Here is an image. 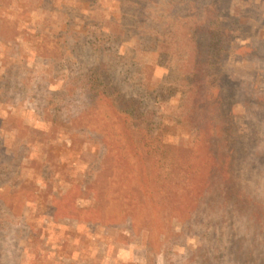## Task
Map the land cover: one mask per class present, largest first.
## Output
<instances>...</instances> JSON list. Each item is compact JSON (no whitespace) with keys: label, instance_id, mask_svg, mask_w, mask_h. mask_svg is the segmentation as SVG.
Here are the masks:
<instances>
[{"label":"rangeland","instance_id":"1","mask_svg":"<svg viewBox=\"0 0 264 264\" xmlns=\"http://www.w3.org/2000/svg\"><path fill=\"white\" fill-rule=\"evenodd\" d=\"M140 1L0 0V264H209L197 225L211 206V223L221 224L210 263L239 254L264 264V60L226 52L212 66L215 96L193 108L187 51L177 58L155 38L148 13L130 23V8L158 0ZM231 2L232 15L202 22L204 40L227 24L249 50L264 49V0ZM173 12L189 19L180 5ZM98 84L144 114L156 148L144 154L158 157L147 162L156 204L133 155L108 134ZM201 132L221 176L202 179L196 201L176 166L197 138L207 158ZM190 202L193 214L172 211Z\"/></svg>","mask_w":264,"mask_h":264},{"label":"trees","instance_id":"2","mask_svg":"<svg viewBox=\"0 0 264 264\" xmlns=\"http://www.w3.org/2000/svg\"><path fill=\"white\" fill-rule=\"evenodd\" d=\"M148 1L149 0H141L140 2L147 3ZM250 3L254 4V2ZM232 4L231 0H168L166 4L163 0H158L151 8H143L144 5H141L142 8H140L139 5L138 10L135 9V7L132 9L130 8V10L128 8L130 13V23L137 24L139 20L144 21V17H141V15H144L145 13H148L152 19L156 18L158 20L159 25L155 28L156 30L153 32V35L157 39H162L166 43V46L176 54L175 56H177V58L179 55H184L182 54L184 52H179L180 49L182 51H187V56H183V58L186 61V65L190 66L192 71L190 74L184 73L185 75L183 74L182 78L184 82H186L183 85H186L192 94L191 101L193 108L199 106L201 97L205 98L207 96L208 99L215 96L213 94L215 91L216 81L214 77L216 73L215 69H212V66L220 61L226 52L238 51L244 58L249 59L252 57L256 60L259 59V61L264 60V49L249 50L252 46L245 43L244 36L240 33L239 36H237L233 31V28L229 27L227 24L221 25V28L218 27L216 31H211V34L207 35L208 38L204 40V35H202V32L200 31L202 22L210 16H213V18H219L220 15L225 12H227L225 14H229V16L232 15L230 12ZM175 5H180L187 10V13H189L188 20H185L186 17L183 18L181 15L173 12ZM158 14L160 15L159 17L157 16ZM168 15L171 17L170 24L167 20L169 19V17L167 18ZM184 25L185 27H183ZM181 28L185 33L180 32ZM186 28L191 32H186ZM165 36L168 37L164 39L163 37ZM124 37L129 38L125 33ZM237 38L239 39V42H241L238 43V45L236 42ZM178 39L182 41H179ZM179 45L181 48L178 49ZM164 54H166V52H164ZM100 73L101 71L99 70V78ZM95 74V69L89 73V85H93L95 78H98ZM173 79L175 80L174 84L177 83V77H174ZM99 84L96 88V93L99 97H105L104 104L107 108L104 109L103 114H107L109 124L111 127L113 126L112 131H109L108 134L113 141L118 142L122 139L121 141L128 148L127 150L129 154L133 155L136 160V163L134 164V173L139 177L138 184L147 197L149 196V198H151L156 204L157 198L154 197V191L152 192L150 188L147 162H149V159L154 160L158 157L146 156L150 151H154L156 148L154 147L153 142L148 141L147 133H145L140 127L143 120L142 116L144 114L139 111L138 107L133 105V102L130 99L123 98L122 101L120 100L117 102L116 99L119 98V92L115 93L114 87L109 85H102V87H99ZM105 86H107V90L110 88L107 93H105ZM201 134L199 140L204 143L203 147L208 152L207 158L202 162V159L199 160L201 146L197 138L194 139V143L191 144L190 147H187L185 159H180V164L176 166L183 171L185 170L187 177H189L188 180L192 183V185L189 186L188 194L185 193V195L188 197L194 196L196 201H199L202 197L201 185L198 183H201L202 179L208 178L209 174L211 179L221 176V173H218L216 170L215 162L211 155L212 151L207 150L205 145V143L209 141V136L203 132H201ZM143 137H145V139H143ZM115 149H117V147H115ZM224 153L225 155H223V157L226 156V151ZM258 155L257 159L262 164V167H264V162ZM166 164L169 165V163ZM170 185L174 186L172 184ZM193 206V202L184 205L182 203H177L172 211L176 215H180L182 212L184 214H193ZM213 210L214 208L211 206L208 211L207 219L203 224L197 225L198 233L201 234L202 237H205L202 244L204 257H210L211 260L213 257L211 247L214 244H218L216 238L213 237L217 233L219 224H221V222L211 223L209 213H212ZM255 234L258 235L257 232L254 233V235ZM245 237L242 239H245ZM237 256H239V254H237ZM237 256L234 258H227L223 262L215 261L214 263H210V260L209 264H246L242 260H238Z\"/></svg>","mask_w":264,"mask_h":264}]
</instances>
